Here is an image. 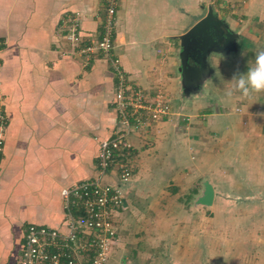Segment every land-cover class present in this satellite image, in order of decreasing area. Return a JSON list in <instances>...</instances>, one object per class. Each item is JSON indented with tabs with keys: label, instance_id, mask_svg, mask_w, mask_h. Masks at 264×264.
Wrapping results in <instances>:
<instances>
[{
	"label": "crops",
	"instance_id": "0c3cea01",
	"mask_svg": "<svg viewBox=\"0 0 264 264\" xmlns=\"http://www.w3.org/2000/svg\"><path fill=\"white\" fill-rule=\"evenodd\" d=\"M129 1L133 9L142 5L139 0ZM163 1L167 7V0ZM223 6L215 15L236 36L233 43L238 42L240 52L246 54L260 44L262 48L264 0H228L227 7ZM104 8V0H0V97L7 122L0 155V264L19 256L29 223L65 229L64 187L96 177L116 181L112 172H102L98 164L100 142L120 129L114 106L116 73L109 60L80 54L66 37L75 19L85 43L100 37ZM132 17L130 13L132 39L129 35L123 44L117 26L120 46L117 41L115 55L130 81L150 92L164 87L172 98V93L177 95L178 82L184 90L183 64L171 42H163L170 37L168 29L159 34L135 33ZM244 18L250 21L244 24L246 29L234 32ZM172 43L181 44L180 36L175 35ZM184 93L177 111L129 138L133 176L124 188L128 186L131 205L137 206L148 195L145 188L156 192L166 186L169 177H179L169 176L183 170L169 161L170 147H180L185 156L194 146L198 157L202 155L203 141L210 132L202 113H217L220 102L193 109ZM122 235L109 264L124 262L127 242Z\"/></svg>",
	"mask_w": 264,
	"mask_h": 264
},
{
	"label": "rangeland",
	"instance_id": "374dc122",
	"mask_svg": "<svg viewBox=\"0 0 264 264\" xmlns=\"http://www.w3.org/2000/svg\"><path fill=\"white\" fill-rule=\"evenodd\" d=\"M120 1L116 20L122 44L131 32V13L135 33L143 30L145 35L148 30L159 34L168 29L170 37L163 42H171L174 55L182 62V45L172 43L175 35L189 30L208 13L209 7L214 14L220 11V4L227 7L228 0H167V7L163 0H139L142 5L137 9L132 8L129 0ZM244 20L232 30H245L244 24L250 21ZM257 28L261 30V25ZM116 41L119 44L120 40ZM234 44L235 48L225 52L211 51L210 75L199 85H193L195 91L188 94L193 109L220 102L217 113H202L205 127L214 131L206 133L201 157L194 146L185 156L180 147H170L169 161L183 170L171 172L169 176L179 177H169L166 186L154 189L156 192L152 187L145 188L148 195L137 206L129 204L128 186H123L124 202L117 209L115 223L118 244L121 233L123 242H127L123 264H264V92L254 94L251 100L220 99L233 71H245L261 44L243 56L238 42ZM161 89L171 106L167 117L181 106L180 95L186 90L178 82L177 95L172 93L171 98L168 89ZM212 152L215 154L211 157ZM132 156L129 162L133 167Z\"/></svg>",
	"mask_w": 264,
	"mask_h": 264
},
{
	"label": "built area",
	"instance_id": "2783aa9c",
	"mask_svg": "<svg viewBox=\"0 0 264 264\" xmlns=\"http://www.w3.org/2000/svg\"><path fill=\"white\" fill-rule=\"evenodd\" d=\"M118 5L119 0H104L100 37L90 43L84 42L85 35L78 30L76 19L66 34L80 54L104 57L116 73L114 106L120 129L112 138L100 142L98 157L100 170L112 172L116 181L104 182L96 177L64 187L61 195L66 213L65 229L29 223L19 256L5 264H108L118 244L117 209L124 202L123 186L133 176L129 162L133 145L128 135L165 117L171 108L162 90L147 91L130 81L121 67L115 55ZM6 123L0 97V155L4 150Z\"/></svg>",
	"mask_w": 264,
	"mask_h": 264
},
{
	"label": "water",
	"instance_id": "95a60500",
	"mask_svg": "<svg viewBox=\"0 0 264 264\" xmlns=\"http://www.w3.org/2000/svg\"><path fill=\"white\" fill-rule=\"evenodd\" d=\"M235 35L226 30L223 21L210 7L208 13L199 19L189 30L180 35L183 84L186 94L195 91L193 85H199L210 75L212 68L208 57L213 49L225 52L235 48ZM190 91V92H189Z\"/></svg>",
	"mask_w": 264,
	"mask_h": 264
},
{
	"label": "clouds",
	"instance_id": "9594fccd",
	"mask_svg": "<svg viewBox=\"0 0 264 264\" xmlns=\"http://www.w3.org/2000/svg\"><path fill=\"white\" fill-rule=\"evenodd\" d=\"M261 92H264V48L257 49L245 71L239 68L233 71L222 88L220 99L221 102L251 100L254 94Z\"/></svg>",
	"mask_w": 264,
	"mask_h": 264
}]
</instances>
